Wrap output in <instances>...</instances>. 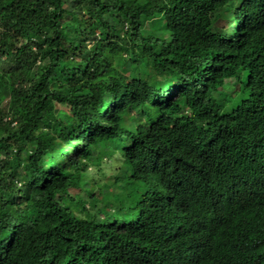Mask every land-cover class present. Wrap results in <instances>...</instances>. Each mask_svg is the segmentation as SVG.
<instances>
[{
	"label": "trees",
	"instance_id": "16d2710c",
	"mask_svg": "<svg viewBox=\"0 0 264 264\" xmlns=\"http://www.w3.org/2000/svg\"><path fill=\"white\" fill-rule=\"evenodd\" d=\"M0 264H264V0H0Z\"/></svg>",
	"mask_w": 264,
	"mask_h": 264
},
{
	"label": "rangeland",
	"instance_id": "374dc122",
	"mask_svg": "<svg viewBox=\"0 0 264 264\" xmlns=\"http://www.w3.org/2000/svg\"><path fill=\"white\" fill-rule=\"evenodd\" d=\"M242 79L245 81L246 72L243 73ZM237 81L236 78H231V80H229L232 93L222 113L229 112L232 107L237 105L240 99L247 95V93L242 92L240 88L232 87V83H237ZM56 108L62 119L70 118L67 108L58 107L57 105ZM91 162L92 164H87L86 170L83 173L84 177L79 182L78 188H72L68 193L80 201L81 198L84 197L85 202L83 203L86 205V209H88L90 214L93 217L103 220L106 216L97 214V212L99 211L104 214L105 210H115L113 205L117 206L120 195L125 194L121 186L123 177L127 172L125 171L122 157L119 153L107 158L102 150H95Z\"/></svg>",
	"mask_w": 264,
	"mask_h": 264
},
{
	"label": "clouds",
	"instance_id": "9594fccd",
	"mask_svg": "<svg viewBox=\"0 0 264 264\" xmlns=\"http://www.w3.org/2000/svg\"><path fill=\"white\" fill-rule=\"evenodd\" d=\"M106 156H107V158H110L112 155H111V156H108V155L106 154ZM125 171H126V170H125ZM124 177H125V176H124ZM124 177H123V178H124ZM123 183H124V181H123ZM123 183H122V186H123ZM122 186H121V187H122ZM77 188H78V187H77ZM70 189H72V188H70ZM70 189H69V190H70ZM70 196H71V195H70ZM91 196H92V195H91ZM74 198H75V197H74ZM75 199L78 200L77 198H75ZM81 201H82V203L85 202V201H84V197L81 198ZM83 204H84V203H83ZM84 205H85V204H84ZM85 208H86V205H85ZM104 208H105V207H104ZM86 211H88V209H86ZM101 215L105 216V215L102 214V213H101ZM99 220H101V219L99 218Z\"/></svg>",
	"mask_w": 264,
	"mask_h": 264
}]
</instances>
